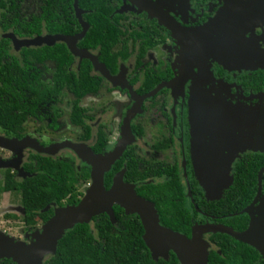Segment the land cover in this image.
Wrapping results in <instances>:
<instances>
[{"label":"flooded vegetation","instance_id":"1","mask_svg":"<svg viewBox=\"0 0 264 264\" xmlns=\"http://www.w3.org/2000/svg\"><path fill=\"white\" fill-rule=\"evenodd\" d=\"M44 1L16 0L19 9L16 11L15 8L10 16H3L5 11H0V52L5 57L3 67L11 68L16 75H20L21 70L22 77L28 79L27 85L15 87L13 92L17 95L12 97L11 105L0 109L1 115L4 112L6 117L18 118L21 124L16 131V122H11L13 129L0 125V157L8 166L0 170V179L2 173L8 171L19 183L32 178L36 172L30 173V170L37 168L38 158L68 161L73 164L78 177L84 168L90 170L91 177V166L87 162L71 148L58 146L63 143L81 145L96 155L106 157L123 139L125 119L138 105L137 99L165 85L154 97L143 101L133 118L131 130L134 142L113 166L112 170L117 164V168L119 165L121 168L115 172L112 183L115 176L124 171V181L135 185L137 191L139 185L126 180L127 165L134 161L143 174L148 169L154 172L156 168L177 171L179 181L186 189L189 213L193 214L191 208L194 207L201 216L200 222L193 221L194 225L216 224L237 232L246 231L251 219L243 213L244 210L237 214L216 216L204 213L197 207L194 195L200 203L206 200V195L192 160L190 101L199 88L233 105L255 106L264 100V69L244 67L246 63L257 66V63L264 62V0H103L100 7L104 4L112 11L109 20L119 37L109 52L117 65L115 74L101 62V48L92 50L81 47L97 25H92L86 19L93 11L81 8L78 0H74L72 9L76 22L75 34H51L44 25L40 35H26L19 23L23 20L30 22L32 16L41 14ZM26 4H30L31 14L25 11ZM5 26L8 27L7 31ZM56 36L76 40L77 54L68 42L53 39ZM56 45H64L74 60L66 70L67 75L76 77L77 82L72 88L67 85L57 87L60 86L56 77L60 73L57 62L44 60L41 64L31 57L32 51ZM207 45L212 49L207 50ZM189 59L192 62L184 66ZM94 61L98 66H104L105 73L113 81L96 69ZM84 62L90 63L91 68V82L86 85L81 80ZM151 76L159 78L152 87L153 82L148 81ZM22 81L25 82L24 79ZM54 89L59 92L52 95ZM43 91L50 97L37 96ZM162 96L165 99L160 104L158 99ZM110 110L120 121L114 130L104 123ZM153 110L156 117L161 118V122L156 124L160 131L156 130L167 137L171 163L169 160L159 161L156 151L141 155L143 150L139 142L145 138L147 127L140 120ZM75 116L77 123L73 121ZM158 140L163 141V138L158 137L155 141ZM252 155L256 157L264 153H246L241 158ZM260 171L257 192L251 204L259 192ZM157 180L164 181L151 178L149 182ZM193 182L197 183L195 193L191 187ZM263 197L264 175L260 200ZM260 204L261 201H258L254 213ZM64 207L54 204L50 210L54 213L55 208ZM241 215L248 217L246 226L240 219ZM211 235L206 236L210 244ZM211 246L212 251L215 248Z\"/></svg>","mask_w":264,"mask_h":264},{"label":"trees","instance_id":"2","mask_svg":"<svg viewBox=\"0 0 264 264\" xmlns=\"http://www.w3.org/2000/svg\"><path fill=\"white\" fill-rule=\"evenodd\" d=\"M78 1L81 8L93 11L86 16V19L92 25H97V27L95 26L96 30L88 34L81 43V47L92 50L101 48V62L107 66L111 73L115 74L117 65L114 64L115 59L111 58L109 52L118 42L119 37L109 20L112 11L104 4L100 7L103 0ZM15 2L16 0H0V11H5L3 16H10L15 8L16 11L19 9ZM73 4L74 0H45L41 14L32 16L30 22L23 20L19 25L25 29L28 37L40 35L44 25L51 34L73 35L77 32L72 14ZM11 6L14 8L13 10ZM94 9L97 11L95 12ZM4 29L7 31L8 27L5 26ZM148 47L152 46L148 45ZM30 54L35 62L38 61L41 64L44 60L57 62L60 68V73L56 75L57 83L60 85L57 87L67 85L72 88L76 84L75 75L66 74L67 68L74 60L64 45L32 51ZM4 58L0 52V83L2 85L0 87V109L11 105L12 97L17 95L13 92L16 86L27 85L28 82V79L22 77L23 71L19 70L21 74L16 75L12 73L11 68L5 69L3 67ZM26 61L29 60L26 58ZM90 71V63L84 62L81 73L82 84H90ZM158 79L156 76H151L148 80L153 82L150 87ZM56 92L59 90L54 89L52 95ZM37 96L50 97L46 91ZM12 121L16 122L15 131L20 129L21 124L18 118L6 117L4 112L2 115L0 114L1 126L13 129ZM73 121L77 123L76 116ZM37 160H39L37 168L30 170V173L36 172L32 178L19 183L15 176L8 171L2 173V179H0V197L4 194L18 197L20 208L23 211L22 221L27 227H33V230L37 228L36 220L45 225L54 216L52 210H46L48 207L54 204L57 207L77 206L85 197L91 184L89 169L84 168L83 173L78 177L73 164L68 161L41 158ZM134 162L127 165L126 180L139 185L138 195L155 204L162 226L190 237L195 226L193 221L200 222L198 220L201 216L194 207L191 208L193 214L189 213L186 189L179 181L177 171L156 168L154 172L148 169L143 174L139 172ZM117 166L118 164L112 172L106 175V189H110L115 172L121 168V165L119 168ZM261 168H264V155L244 156L238 159L231 173L233 183L224 192L222 198L218 201H209L206 198L207 201L204 200L203 203H200L194 195L198 209L216 216L242 212L255 197L258 184L257 176ZM164 177H167L168 180ZM151 178L164 181L149 182ZM191 187L195 193L194 187H197V183H191ZM114 212L117 219L116 224H112L109 216L103 214L94 218L91 224L77 225L69 230L60 240L56 254L45 260L44 264H180L174 254H171L168 260H155L143 240L144 228L140 218L135 215H126L120 207H114ZM9 218L17 219L16 216H7V219ZM240 219L246 226L248 217L241 215ZM210 241L215 249L210 253L208 264H264V259L256 249L227 235L212 234ZM0 264L16 263L9 259H0Z\"/></svg>","mask_w":264,"mask_h":264},{"label":"water","instance_id":"3","mask_svg":"<svg viewBox=\"0 0 264 264\" xmlns=\"http://www.w3.org/2000/svg\"><path fill=\"white\" fill-rule=\"evenodd\" d=\"M53 39L68 42L73 52L77 54L76 40L61 36ZM256 65L246 63L244 67L264 69V62ZM95 67L112 80L105 73L103 65L98 66L95 62ZM164 86L161 85L146 97L137 99L138 105L125 119L123 139L106 157L96 155L91 149L81 145L63 143L58 146V148H71L80 159L91 166V185L85 197L77 206L55 208L54 216L42 230L34 234L31 244L19 242L6 233L0 232V259H9L16 264H44L45 260L56 254L60 240L77 225L91 224L94 218L103 214H107L112 224H116L114 207H120L126 215H135L140 218L144 228L143 240L155 260H168L170 255L174 254L180 264H208L212 246L206 240V236L218 233L253 247L264 258V197L260 200L264 169L259 173L258 195L251 206L243 211L251 219L248 229L244 232H237L223 225L197 224L192 229L191 237H188L162 226L155 204L139 196L135 185L124 181V171L117 174L110 189H106V174L112 170L115 163L134 142L131 130L133 118L140 110L143 101L154 97ZM211 94L203 88L195 90V102L203 106L201 112L194 113L193 97L190 101L192 160L196 176L207 200L218 201L233 183L232 165L240 155L248 150L261 151L260 153L264 151V145L259 142L261 138H264V100L255 106L233 105ZM132 95L134 96V93ZM206 105L216 108L221 105L224 107L209 110ZM195 139L206 145L202 151L200 149L199 152H195L193 148ZM207 151L212 155L205 157ZM101 162L104 166L102 169L99 168ZM258 201H261V204L258 211L254 213V207ZM46 210H50V207Z\"/></svg>","mask_w":264,"mask_h":264},{"label":"rangeland","instance_id":"4","mask_svg":"<svg viewBox=\"0 0 264 264\" xmlns=\"http://www.w3.org/2000/svg\"><path fill=\"white\" fill-rule=\"evenodd\" d=\"M24 8L28 14L32 13L31 8H30V4H26L24 6ZM210 48L212 49V47L207 45V50ZM163 99H165V97L162 96L160 99H158V102L161 104ZM103 100L104 99H102L100 102H102ZM198 104L200 105V108H198V111L201 112L203 110V106L199 102H198ZM172 107H174V104H172ZM219 107H224V106L221 105ZM219 107H217V108H219ZM206 108L209 110L217 109L216 107H210L209 105H206ZM119 122L120 121L117 118V116L114 115L113 110H110L108 115H106L104 118V123L107 126H109V128L111 130L116 129L118 127ZM140 122L143 123L144 125H146V127H147V129H146L147 134H146L145 138H143L139 142L140 146L142 147V150H143L141 155L144 156V153H148V152L151 153V152L156 151L157 152L156 158L159 161L169 160V162L171 163L172 162V159L170 156L171 151L168 149V146H167V137H165L163 133H160L159 132L160 130L156 127V124L158 122L159 123L161 122V118L156 117L155 111L153 110V111H151V113L149 112L147 115L144 114L142 116ZM156 128L159 131H157ZM158 137L163 138V141L162 140L155 141L156 138H158ZM51 139L53 140L54 138L51 137ZM115 139L117 142V139H118L117 135H115ZM113 141L115 142V140H113ZM263 141H264V138H261L259 140L261 145H264ZM160 144H162V146H160ZM203 147H206V145L203 142H201L197 139H195L193 141V148L195 149V152H199L200 149L202 151ZM260 152L261 151L253 152L251 150H248L246 153H260ZM246 153H244V154H246ZM263 153H264V151H263ZM202 154H204V153L202 152ZM209 155L211 156L212 154L207 151L204 156L207 157ZM242 155H240V157L238 159H240ZM236 161L233 163L232 168H233L234 164L236 163ZM6 167H8V166H6V163L0 157V170L5 169ZM7 216H16L17 219H14V218L7 219ZM22 218H23V211L20 208V199L18 197H13V196H8V195L1 196L0 197V232L6 233L7 235L14 238L15 240L28 245V244H31L33 236L37 232V230H39V231L42 230L44 225L39 220H36L35 224H36L37 228H34L35 230H33L32 229L33 227H27L24 224V222L22 221Z\"/></svg>","mask_w":264,"mask_h":264},{"label":"bare ground","instance_id":"5","mask_svg":"<svg viewBox=\"0 0 264 264\" xmlns=\"http://www.w3.org/2000/svg\"><path fill=\"white\" fill-rule=\"evenodd\" d=\"M181 35V34H180ZM189 57H186V59H188ZM192 62V59H189V60H187V62L186 63H184V66H186L187 67V65L189 64V63H191ZM182 70V69H181ZM195 95V94H194ZM194 95L192 96L193 97V112L194 113H196L197 111H198V108H200V105H198V104H196L195 103V101H196V99H195V97H194ZM15 150V149H14ZM50 152H52V150H50ZM99 166V165H98ZM104 166H103V164H102V162H101V164H100V166H99V168L100 169H102Z\"/></svg>","mask_w":264,"mask_h":264}]
</instances>
